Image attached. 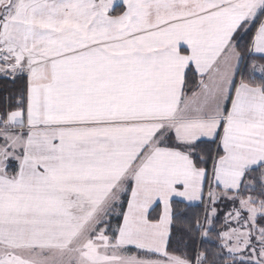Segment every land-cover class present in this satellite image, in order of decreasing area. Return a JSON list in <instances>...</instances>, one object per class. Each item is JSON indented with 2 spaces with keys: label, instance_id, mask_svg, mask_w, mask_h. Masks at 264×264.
Masks as SVG:
<instances>
[{
  "label": "snow or ice",
  "instance_id": "1",
  "mask_svg": "<svg viewBox=\"0 0 264 264\" xmlns=\"http://www.w3.org/2000/svg\"><path fill=\"white\" fill-rule=\"evenodd\" d=\"M0 76V264H264V0H0Z\"/></svg>",
  "mask_w": 264,
  "mask_h": 264
},
{
  "label": "trees",
  "instance_id": "2",
  "mask_svg": "<svg viewBox=\"0 0 264 264\" xmlns=\"http://www.w3.org/2000/svg\"><path fill=\"white\" fill-rule=\"evenodd\" d=\"M250 37H245L244 41L242 43H246ZM23 83L20 81V79H17L15 82L11 79H5L4 77L0 78V107H2L6 102L7 98L10 96L11 93L18 92L21 89H23ZM174 207L176 208L178 213H186L183 215H178L175 220V227L173 228V244L170 248V251L176 250L177 248L183 249V245L177 244L176 239L183 235V232L181 231L184 227L187 226L189 221L200 217H203L204 214V204L197 206H187L183 203L174 204ZM222 226V219L221 216H219L214 221V227L216 230H221ZM213 238L215 237V231L212 232ZM185 239H187L185 237ZM218 243V241H215L213 239L212 242H206L202 246L199 245V241L197 242V246L201 247V250H203L204 247H214V245ZM130 252L132 254H138L136 250L131 249ZM142 255V254H141Z\"/></svg>",
  "mask_w": 264,
  "mask_h": 264
},
{
  "label": "rangeland",
  "instance_id": "3",
  "mask_svg": "<svg viewBox=\"0 0 264 264\" xmlns=\"http://www.w3.org/2000/svg\"><path fill=\"white\" fill-rule=\"evenodd\" d=\"M233 207L232 203L227 201V200H222L220 202H218L217 204V209H218V215L217 217L214 219V221L221 216L222 219V226L221 229H223L224 224H225V214ZM234 226V225H233Z\"/></svg>",
  "mask_w": 264,
  "mask_h": 264
},
{
  "label": "crops",
  "instance_id": "4",
  "mask_svg": "<svg viewBox=\"0 0 264 264\" xmlns=\"http://www.w3.org/2000/svg\"><path fill=\"white\" fill-rule=\"evenodd\" d=\"M3 76H0V78H2ZM20 81L23 83V88H24V86H25V82H24V80H21L20 79ZM183 204H185V205H187V206H197V205H201L202 203L200 202V201H192V202H183ZM134 249V248H133ZM130 250L131 249H129V254H132L131 252H130ZM135 250V249H134Z\"/></svg>",
  "mask_w": 264,
  "mask_h": 264
}]
</instances>
